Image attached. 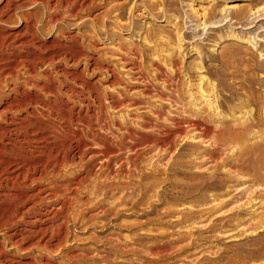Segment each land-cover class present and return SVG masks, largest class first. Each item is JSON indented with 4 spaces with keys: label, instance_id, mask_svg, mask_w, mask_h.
I'll return each mask as SVG.
<instances>
[{
    "label": "rangeland",
    "instance_id": "374dc122",
    "mask_svg": "<svg viewBox=\"0 0 264 264\" xmlns=\"http://www.w3.org/2000/svg\"><path fill=\"white\" fill-rule=\"evenodd\" d=\"M0 9V67L16 65L27 49L31 60L36 58L29 82H23L22 65L15 71L17 78L0 79V111L13 97L38 106L49 97L72 106L76 97L67 89L77 86L82 95L78 100L89 110L81 116L90 121L93 133H106L92 116L98 100L108 104L101 113L117 135L130 130L150 140H168L169 131H188L169 137L173 147L142 152L138 170L155 173L142 179L149 183L142 200L137 199L135 174L134 184L109 189L106 196L91 194L88 179L76 195L69 194L75 206L52 221L43 216L42 222L30 223L43 210L40 206L18 213L21 219L14 222L3 218L1 259L21 264H149L135 255L148 254L144 246L149 244L134 243L133 231L152 227L158 215L179 209L194 213L175 226V246L185 248L169 264H264V171L256 156L264 144V0H0ZM31 25L37 39L29 47L19 44L27 40ZM42 82L47 88L40 92ZM84 98L92 104L89 108ZM254 108L260 109L255 121ZM66 116L59 111L42 120L52 132L67 136V120L71 128L80 126ZM186 120L202 122L210 132L201 135L187 128ZM5 125L0 120V127ZM85 126L81 128L87 130ZM212 130L219 132L213 137ZM128 155L122 151L112 168ZM74 163L67 161L58 174L71 177ZM90 165L92 174L99 165ZM118 197L126 198V204L116 205ZM168 198L175 199L173 204ZM111 206L103 219V210ZM177 215L161 221H175ZM38 225H51L43 241L29 237L14 242L18 235L13 238L12 233Z\"/></svg>",
    "mask_w": 264,
    "mask_h": 264
},
{
    "label": "bare ground",
    "instance_id": "6f19581e",
    "mask_svg": "<svg viewBox=\"0 0 264 264\" xmlns=\"http://www.w3.org/2000/svg\"><path fill=\"white\" fill-rule=\"evenodd\" d=\"M1 14L2 10L0 9V15ZM28 33V36L25 35V39L27 38V40H22L19 44H25L29 47L31 46V43L37 39V36L32 29V25L30 26ZM4 48H6V46ZM30 56L31 53L27 49V52L22 55L21 60L16 62V65L11 66L8 70L0 67V79L5 75L17 78L15 71H17V66L22 65L24 67L22 73L25 75L22 74L24 79L23 82H29L31 79H28L27 76L34 72L33 60L36 59L32 58L31 60ZM44 78L46 77L44 76ZM47 78H50V76L48 75ZM262 80L264 81V79ZM46 88L47 86L42 82L38 90L41 92ZM12 90L13 92H18L16 86H14ZM67 91H69V95L76 97V99H73L72 106H68L66 102L58 104L55 100H52L49 97L42 98V102L44 103L42 106L31 104L30 100H27L29 102H24V100L18 101L13 97L10 102L5 103V107L0 111V120L3 121V123H6L5 126L0 127V225L7 220L13 221L15 218L21 219V216L17 217L18 213H28L29 210H36V207L38 206L46 211L39 210L35 212L34 219L30 220L31 224L42 222L44 220L43 216H47L45 219H48V221L56 219L60 213L65 210H71V208L75 206L76 199L71 195L69 196V194L72 193V195H76L77 191H79L84 183L89 181L88 179H90L88 189L91 190V194L101 191L100 193H102L103 196H106L110 190L121 191L122 189L129 187V185L134 184V180L136 179V183L140 188L137 194V199L142 200V198H144L141 197L143 196L142 192L145 193L147 188H149V183L142 182V179H148L149 177L152 178L155 175V173L153 174L150 171L143 172L142 169L138 170V163L142 152L147 150L148 147H173V140H169V137H172L175 134L183 135L185 132L188 133V131L181 132L183 130L182 128H179L181 130H176L175 132L169 131L167 137L168 140L163 137L162 139L150 140L144 135L135 136L130 130H126V134L117 135L116 131H113L110 127L109 119L106 114L101 113L105 106L108 107V104L105 105L102 100H98L97 107L99 109L96 112L92 111V116H94L97 125L106 129V133H93L92 130H88V128L91 127L90 121H84V117L81 116V114L86 115L89 110L83 109L81 102L78 100H82L79 88H77V86L75 88L69 86ZM19 92L23 93V91ZM84 99L86 101L85 108H89L88 106H91L92 104H90L88 98ZM251 100L255 106H258L259 100H257L256 96H252ZM22 105H24V108L19 109L18 107H21ZM13 108H18L19 110H13ZM38 109H41L42 111H39ZM262 109H264V106ZM259 110V108H254V114L252 113L253 116L251 115L254 121L256 119L258 120ZM59 111L69 113L70 117H73L75 123L80 127L71 128L70 119L67 120L68 125H64L65 129H70V133L67 134V136H64L65 133L63 131H60L58 135L56 132H52L50 126L43 121L42 118L49 119L53 113H58ZM35 112L41 114L35 115ZM19 114L20 116H17ZM70 117L66 116V118ZM103 119L106 121L105 123L103 122L104 124L101 123ZM186 121L188 123L186 126L187 128L191 127L201 133V135L210 132L208 130L209 127L202 122L195 120L193 122H191V120ZM115 123L117 124V122ZM82 125H86L85 128L87 130L81 128ZM251 126L252 125H249L248 128ZM212 131L214 132L213 137L219 132L217 130ZM114 137H116V140H114ZM127 138H131L129 139L130 142H128L129 140H127ZM24 143H26V145H24ZM122 151H128L132 155H128L119 163L117 162V168L113 169L111 164L112 162L115 164V161L121 156ZM87 153L89 157L86 159V162L82 163L81 161ZM256 156L259 167L261 166L260 168L264 171V144L258 147V155L256 154ZM144 160L146 162L148 161L146 158ZM67 161H74L77 169H73L71 177L65 175L61 177L58 173L60 169L65 167ZM92 162H95L99 166L91 174L87 168L88 166H91L90 164ZM78 166L81 168L82 172L84 171V175L81 170H79ZM48 173L49 175L53 173V175L50 176L49 179H45L44 177ZM36 174H38V176L34 177ZM134 174L136 176L135 179H133ZM100 177L101 180H98ZM27 188H32L33 191L28 192ZM118 198L113 200H118L116 201L117 203H115L116 205L119 204L121 206L126 204V198ZM168 199H170L169 202L175 201V199L172 198ZM4 203H6V205L2 206ZM27 206L29 209L22 211V209ZM112 206L109 209L103 210V219L106 218L108 210H113L114 207ZM193 213L194 212L190 210H187V212L179 209L169 210L164 213L165 215H158V220H160L156 225H152V227L147 226L139 231H133L134 243L136 242L140 244L145 240L149 244L144 246L148 254H145L143 249L144 254L140 251V253L135 252V255L139 257L141 261L148 262L149 264L171 263L173 259L179 257L180 254L184 252L185 248V246H181L182 244L175 246L177 245V242H175L177 239L173 236L178 234V231L175 230V226L187 221V217ZM176 214L178 215L176 216L177 219L175 221H161L163 216L172 218L175 217ZM6 224L8 223L6 222ZM32 227L33 226L23 227L18 230L19 232L15 231L17 234L12 233L11 236L13 238L18 235V239L14 242L23 241L29 237H38V242H41L51 225L46 227L38 225L34 229H32ZM35 234H37V236H35ZM44 241L46 243L51 242V240ZM1 252L0 249V255ZM106 260L107 259L104 261ZM16 261L7 257L5 260L0 258V264L2 262H9L12 264ZM18 262L19 263H16L21 264L20 261Z\"/></svg>",
    "mask_w": 264,
    "mask_h": 264
}]
</instances>
